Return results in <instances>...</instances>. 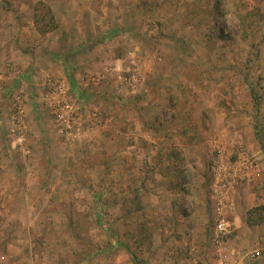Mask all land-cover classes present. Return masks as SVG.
<instances>
[{"label":"rangeland","instance_id":"rangeland-1","mask_svg":"<svg viewBox=\"0 0 264 264\" xmlns=\"http://www.w3.org/2000/svg\"><path fill=\"white\" fill-rule=\"evenodd\" d=\"M220 167L231 246L264 264V0H0V264H213Z\"/></svg>","mask_w":264,"mask_h":264},{"label":"built area","instance_id":"built-area-1","mask_svg":"<svg viewBox=\"0 0 264 264\" xmlns=\"http://www.w3.org/2000/svg\"><path fill=\"white\" fill-rule=\"evenodd\" d=\"M50 95H54L53 97L49 96V103L50 104H57L58 108L57 110L64 111L66 110L67 113H75L73 110H67L70 108L69 104H67L64 108L62 105L65 102L66 92L63 83L60 82V80H56L55 82L49 86ZM58 98L56 100L55 98ZM62 97V99L60 98ZM22 113V112H20ZM66 112L64 114H67ZM61 119V118H60ZM65 119V118H62ZM65 121V120H64ZM17 129L25 128L22 126V124H19L16 126ZM16 128H13L12 131L17 130ZM63 130L66 132H71L72 129L70 127L66 128L64 126ZM22 141V138L20 139ZM29 152V151H28ZM251 168H253V176L259 175L260 169H258L257 165H253V162L250 164ZM216 169V168H214ZM219 172L216 171V180L218 182L217 186H214L213 188V198L216 201L215 204V212L216 217L214 220V232H213V264H244L245 258H240L236 252V250L231 246V242L234 238V225L229 220V218L225 215V211L227 209V195L229 191L234 187L233 185L237 184L236 176L231 177H225L222 179V176L220 175L221 167L218 169ZM195 249L192 248L190 252V260L187 264H198L197 258L194 253ZM260 252L259 250L252 251L247 255V258L250 260L256 259L259 256Z\"/></svg>","mask_w":264,"mask_h":264},{"label":"crops","instance_id":"crops-1","mask_svg":"<svg viewBox=\"0 0 264 264\" xmlns=\"http://www.w3.org/2000/svg\"><path fill=\"white\" fill-rule=\"evenodd\" d=\"M2 16V18H7V19H9L10 21H14V19H11L10 17V15L11 14H1ZM14 18H16L17 19V16H18V14H14ZM59 18L61 19L62 17L60 16V14H59V17H57V14H55V19H56V22H57V29L55 30V31H53V32H51V33H49V34H46V35H41V34H39L40 35V37H41V39L40 40H45V39H47V44H45V45H43V46H45V48L48 50V51H50V52H54V49L53 48H55V46L56 47H58V49H63V50H66L67 48H66V45L68 46V49L66 50V51H68L69 50V48H70V50H75L76 49V47H77V45H76V43H75V40L73 39V40H68V39H66V40H64L63 42H62V46H60V40H61V36H63L64 35V29L62 28V26H63V19H62V21L61 20H59ZM14 24H16V22L14 23ZM33 25H34V23H33ZM67 26V25H66ZM4 27V26H3ZM34 28H35V25H34ZM67 29H68V26H67ZM2 31L3 32H6V30L3 28L2 29ZM20 30H17L16 32H14V34L15 35H18V32H19ZM25 30L23 29L22 30V32H24ZM32 31H36V29H34V30H32ZM67 33H69L67 30H66V34ZM65 34V35H66ZM46 43V42H45ZM64 45V46H63ZM46 46H48V47H46ZM43 54V53H42ZM48 56H50V58L49 59H47V58H45V59H47V60H45V62H43V61H37L36 59H32V60H24V62L23 63H14V64H12V67L13 66H15L16 68L17 67H20V66H22V71L21 72H18V77L20 76V81L23 83V84H27V82H31L32 80H31V78H30V76L32 77H36V74H38V70H41V72H44V74H48L49 73V71L50 72H53V70L55 71L56 70V65L60 68V67H62V65L61 64H59V63H56L55 62V60L54 59H52V57H51V54H48ZM46 57V56H45ZM55 58H59V57H55ZM59 73H61V72H59ZM35 74V75H34ZM47 76V75H46ZM39 79V78H38ZM230 219V218H229ZM231 221V220H230ZM232 222V221H231ZM234 225V224H233ZM237 237V236H236ZM173 241L174 240H172L171 239V241L169 242V244H170V246H171V244L173 243ZM175 242H177L176 240H175ZM174 242V243H175ZM171 249H173V246H171L170 247ZM174 250V249H173ZM173 255H176L173 251L171 252V254L169 255V256H173ZM211 257H212V254H211ZM213 258V257H212Z\"/></svg>","mask_w":264,"mask_h":264},{"label":"trees","instance_id":"trees-1","mask_svg":"<svg viewBox=\"0 0 264 264\" xmlns=\"http://www.w3.org/2000/svg\"><path fill=\"white\" fill-rule=\"evenodd\" d=\"M40 5L44 8V3H40ZM35 16V24L40 34L46 35L49 34L57 29V22L55 19V14H34ZM255 99L256 96H254ZM170 163L179 165L182 161L181 158L177 155V152H173L172 157L170 158ZM182 172V171H181Z\"/></svg>","mask_w":264,"mask_h":264}]
</instances>
